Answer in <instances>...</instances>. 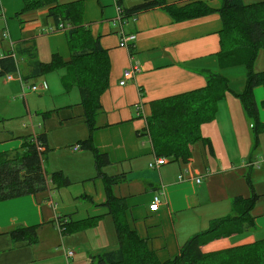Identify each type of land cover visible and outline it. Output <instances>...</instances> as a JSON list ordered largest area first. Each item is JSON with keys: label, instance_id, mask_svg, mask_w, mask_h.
<instances>
[{"label": "crops", "instance_id": "1", "mask_svg": "<svg viewBox=\"0 0 264 264\" xmlns=\"http://www.w3.org/2000/svg\"><path fill=\"white\" fill-rule=\"evenodd\" d=\"M74 1L79 0H59V3ZM81 1L79 23L99 38L108 60L107 87L99 99L101 111L95 116L96 129L91 133V141L99 153L107 156L108 164L102 167V172L122 176L111 187V193L124 201L129 227L147 242L159 261H166L177 255L191 236L207 230L210 221L231 214L233 197H247L252 192L257 195L249 212L254 227L243 232L246 237L242 241L208 251L264 241V129L254 140L250 121L234 95L243 88L244 65H220L218 52L223 35L219 16L210 14L175 22L163 8L155 7L123 18L116 0ZM137 2L126 0L124 5ZM208 2L212 7L219 6V0ZM22 7V0H0V59L10 57L14 63L13 70L0 76L5 75L6 83H17L22 96L26 81L52 73H59L64 94L77 89L65 67L30 77L36 63H48L53 55L67 61L70 52L64 30H53L52 21L45 17L46 9L27 11L15 18ZM130 35L134 40L125 47L119 46L121 38ZM133 67L139 72L120 85L123 73ZM206 71L223 76L229 92L219 103L213 119L199 125V133L205 140L192 145L191 156L185 162L157 156L146 130L151 102L203 87ZM9 75L11 80L6 79ZM28 89L45 91L48 85L42 81L38 87L31 85ZM253 99L258 119L264 125L262 86L253 89ZM61 108L64 114L55 122L60 129L57 148L70 146L74 154L66 151V156L61 154L57 163H52L49 157L43 161L41 155L47 190L0 202V264H27L35 260L32 245L13 242L7 234L18 226H36L37 236L38 233L45 236L48 229L59 236L65 264H90L92 256L118 249L114 225L104 206L103 176L97 175L92 154L79 147L90 135L84 108L80 104ZM45 113L50 115L51 110ZM42 133L46 140L41 149L43 154L54 149L48 136ZM7 134L12 141L0 145V153L15 154L23 149V142L15 140L12 130ZM158 157L166 162L157 168L149 167ZM54 172L66 177L68 184L59 182L56 187L51 179ZM155 195L159 197V208L150 212L148 207ZM54 196L58 197V203L54 202ZM59 216L70 217L72 221L99 219L90 229L61 235L53 228ZM68 251L74 253L66 258Z\"/></svg>", "mask_w": 264, "mask_h": 264}, {"label": "trees", "instance_id": "2", "mask_svg": "<svg viewBox=\"0 0 264 264\" xmlns=\"http://www.w3.org/2000/svg\"><path fill=\"white\" fill-rule=\"evenodd\" d=\"M122 17L127 18L151 8L161 7L175 22L217 14L222 22L223 43L218 52L220 65H244L245 81L242 90L234 95L239 99L250 121L254 140L264 129L257 115L253 99L256 86L264 88V70L255 71L254 62L260 50L264 52V0H219L218 7L209 5L208 0H140L125 6L126 0H116ZM22 9L15 14L18 18L27 11L46 9L53 30H64L69 47V59L63 61L53 55L48 63H36L30 77L49 73L65 67L79 92V104L84 108L85 124L89 137L79 146L93 156L97 175L103 176L106 198L104 206L111 217L118 244L116 251L92 256L90 264H264V241L237 245L215 251H203L202 247L214 241L243 233L254 227L250 210L257 198L255 193L247 197L231 199V214L210 221L207 230L191 236L179 249L177 255L159 261L147 242L138 237L126 219V205L122 199L112 195L111 187L121 181L122 176H107L102 167L108 164L107 156L99 153L92 145L91 133L96 129L95 116L101 111L100 96L107 87L108 60L98 37L79 23L82 1L59 3V0H22ZM264 59V55H263ZM14 69L10 57L0 59V75ZM205 85L190 92L151 102V115L146 130L157 156L176 161H187L192 145L202 138L199 125L213 119L217 105L229 92L227 80L216 72H205ZM264 105V102H263ZM23 138L26 152L22 155L0 153V202L23 195H36L47 190V180L42 166L41 149L45 147L43 133ZM255 142V141H254ZM55 186L59 182L68 184L60 172L51 176ZM249 185V181H247ZM99 217L72 221L59 216L56 226L61 235L94 227ZM13 242L25 241L30 245L37 242L36 226H18L7 233ZM259 251V254L257 253Z\"/></svg>", "mask_w": 264, "mask_h": 264}, {"label": "rangeland", "instance_id": "3", "mask_svg": "<svg viewBox=\"0 0 264 264\" xmlns=\"http://www.w3.org/2000/svg\"><path fill=\"white\" fill-rule=\"evenodd\" d=\"M130 1L137 2L139 0ZM263 55V50H260L254 62L255 71L264 70ZM58 76L59 73H52L44 77L29 79L24 84L26 87L25 96H22L21 89L17 83H6L5 75L0 76V145L12 141V138L7 134L8 130H12L15 140H20L21 142H23L22 137L29 139L28 136L44 132L48 136L50 147H53L54 150L49 149L43 153V161L49 157L52 163H57L60 161L61 154L66 156V151L69 154H74L70 146L61 149L57 148L56 138L60 129L56 127L55 122L57 118L64 114V109L61 107L70 105V108H74L78 106L79 94L76 88H72L67 94H64ZM42 81L47 83V90L31 92L28 89L31 85L38 87ZM12 85H16V87L13 89ZM236 102V104L239 102L237 98ZM48 110H51L50 115L45 113ZM66 112L70 113V111ZM4 140L8 141L4 142ZM23 152H26L25 147L13 153L21 155ZM58 201V197L54 196V202L58 203ZM53 228L59 230L56 226ZM49 230L45 231V236H40L38 233V241L31 246L35 260L27 264H65L61 250L62 246L59 241L60 237L55 236L53 233L51 234ZM245 237L243 233H239L233 237H225L222 239L223 241L216 244L210 243V241L205 244L204 249L208 251L217 247L233 245L242 241ZM247 237V239L252 238V236ZM257 253L259 254V251Z\"/></svg>", "mask_w": 264, "mask_h": 264}, {"label": "built area", "instance_id": "4", "mask_svg": "<svg viewBox=\"0 0 264 264\" xmlns=\"http://www.w3.org/2000/svg\"><path fill=\"white\" fill-rule=\"evenodd\" d=\"M5 35L6 34L4 32L3 36L5 37ZM133 40H134V36H132V35H130V36H123L121 38V41L119 42V46L125 47L128 42H132ZM137 72H139V70H138L137 67H133V68L125 71L123 73V75H122V77H123L122 79L123 80L121 82H119V84L120 85H123L125 78L131 77L134 73H137ZM11 78L12 77L10 75L6 77L7 80H11ZM31 88H32V90H36V87H31ZM74 149H78V146H75ZM165 162H166V160L164 158L158 157V158H156L154 160V163L149 164V167H155V168H157V167L161 166L162 164H164ZM195 181L196 182H199V178H196ZM159 204H160L159 203V197L156 196V195L153 196L152 201L149 204L148 210L150 212H156L158 210V208H159ZM72 255H73V252L72 251H68V252L65 253L66 258L71 257Z\"/></svg>", "mask_w": 264, "mask_h": 264}]
</instances>
